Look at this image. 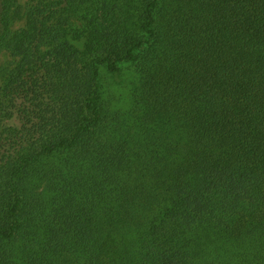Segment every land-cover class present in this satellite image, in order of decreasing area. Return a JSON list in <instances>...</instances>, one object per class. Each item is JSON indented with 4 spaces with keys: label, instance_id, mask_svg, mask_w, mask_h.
<instances>
[{
    "label": "trees",
    "instance_id": "trees-1",
    "mask_svg": "<svg viewBox=\"0 0 264 264\" xmlns=\"http://www.w3.org/2000/svg\"><path fill=\"white\" fill-rule=\"evenodd\" d=\"M0 85V264H264V0H0Z\"/></svg>",
    "mask_w": 264,
    "mask_h": 264
},
{
    "label": "rangeland",
    "instance_id": "rangeland-1",
    "mask_svg": "<svg viewBox=\"0 0 264 264\" xmlns=\"http://www.w3.org/2000/svg\"><path fill=\"white\" fill-rule=\"evenodd\" d=\"M18 1H19V3H20L21 5L26 6L27 4H29V2H30L31 0H18ZM22 25H23V23H22V22H19V23L17 24V27L22 26ZM1 60L4 61V62H8V61H10V58H9V56H8L7 54H3V55L1 56ZM0 86H1V85H0Z\"/></svg>",
    "mask_w": 264,
    "mask_h": 264
}]
</instances>
